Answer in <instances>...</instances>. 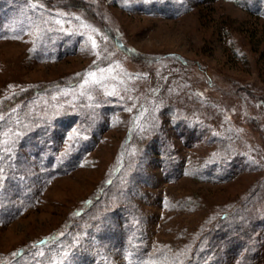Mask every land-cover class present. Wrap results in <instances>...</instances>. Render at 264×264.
Here are the masks:
<instances>
[{"label": "rangeland", "instance_id": "374dc122", "mask_svg": "<svg viewBox=\"0 0 264 264\" xmlns=\"http://www.w3.org/2000/svg\"><path fill=\"white\" fill-rule=\"evenodd\" d=\"M84 1L86 9L72 0H0V134L8 135L0 146L12 143L25 154L18 168L32 171L18 172L7 187L20 174L26 178L19 184L34 189L25 210L0 221V264H13L54 232L67 233L77 208L106 195L118 208L136 207L128 213L130 245L148 248L143 264H182L191 249L198 253L203 235L218 246L223 212L253 233L251 223L264 214V0ZM105 26L128 52L115 46ZM32 91L5 111L7 101ZM67 108L88 114L78 124L79 139L69 138V130L58 135L50 124ZM20 122L39 125L40 137L21 138L25 129L12 134ZM52 130L54 142L44 138ZM40 139L49 148L36 157L33 142ZM79 141L89 145L76 167L40 177L46 156L71 155ZM2 160L6 166L14 158ZM178 166L181 174L171 177ZM7 202L0 198L1 206ZM110 219L116 221L113 213ZM117 219L120 226L97 237L127 234ZM93 242L79 262L130 264L126 248L105 246L99 251L106 254L96 255L104 245ZM59 246L46 264L60 262ZM35 251L48 254L45 246ZM243 258L224 264H264V244L257 257Z\"/></svg>", "mask_w": 264, "mask_h": 264}, {"label": "trees", "instance_id": "16d2710c", "mask_svg": "<svg viewBox=\"0 0 264 264\" xmlns=\"http://www.w3.org/2000/svg\"><path fill=\"white\" fill-rule=\"evenodd\" d=\"M72 3L73 4L71 5H74L76 8L86 9L85 5L87 3H85L84 0H72ZM87 11L89 12V9ZM105 29L108 32L109 37L112 38V40L116 43L115 46L118 49L124 50L126 52L129 51V47L125 45L124 43H121V40L119 39V37H117L113 33L112 30H110L107 26H105ZM34 94H35L34 91H32L31 94L23 93L22 95L16 96L14 99L7 101L5 104L6 106L5 111L6 112L13 111L12 103H15L16 101L21 102V100L25 99V97L30 98ZM113 108L114 107H110V106H108V108L105 107V109L107 110L108 109L112 110ZM67 109L68 110L66 111V114L53 118L50 124L53 125V127L57 129L56 133H58V135H62L63 137H65L64 136L65 132L69 130L70 131L69 138L74 136V137H78L79 139L82 134V125L80 127L78 126V124H83L84 120L86 119V115L88 114L86 113V111L77 112V111H72L71 108H67ZM61 116H64L65 120H62ZM21 124H24V122H20L19 125L15 126L14 128H10L11 133L17 134L22 129H25L26 133L21 138L35 139L36 137H40L41 132H40L39 125H34V124L21 125ZM1 128L2 126L0 125V130ZM78 130L79 132H76ZM32 132H36L38 135ZM51 132L52 134H50V136H44V138L49 137V139L52 142H54L56 139L54 136L56 135H53L54 130H52ZM4 136L7 137L8 135L5 134ZM4 136L1 133L0 140L3 139ZM20 141H21V145H20L21 147L28 146V145L27 146L25 145L26 141L25 142H23L22 140ZM44 143L45 145L48 144L46 143V140L42 141V139L38 140L37 142H33V147L37 148V150L34 151L33 155L37 157L38 155L41 156V153H46L45 150L49 148L48 146L49 144L45 146ZM12 145L13 144L10 143L7 146V143H6V145L2 144L0 146V162L3 161L2 159H6V158L10 159V157L14 158V161H9L6 164V166H4L2 163L0 164V173L2 175L4 174L6 175V177L4 176L5 178L4 177L0 178V198L2 199L6 198L8 200V202L4 206H1L0 204V221H7L8 219L12 218L13 214L17 210L18 211L25 210L26 206L28 204H31L33 196H34L33 188L29 190L28 186L26 187V186L19 184V183H22L21 181H18L20 178H26L24 176H21L20 174L17 177V179H15L17 180V182H15L12 185L11 187L12 190H9V188L7 187L11 178L12 177L14 178V176H16L18 172H21L22 170H24L26 173L32 172L28 170L27 167H26V170L22 168H18L20 166L19 165L20 157H22L25 154L18 155L19 153L16 149H11ZM88 145H89V141H83V142L79 141L77 142L76 147H73L75 148V150L70 153L71 155L60 154L59 156L57 154H54L51 156H46L45 165L40 167L41 171H39L38 174H41L40 177L46 176L50 178L54 175L62 174L66 172L67 170L76 167L77 164L79 163V160L83 156L82 153L85 152V150L88 148ZM177 161H179L178 158H177ZM51 162L55 164L52 166L50 165ZM233 163L234 161L230 162V164H233ZM220 164H221V168L224 167V170H228L230 168V167H225L224 165H222L223 161H221ZM212 165L215 166V165H218V163H213ZM14 166H17V169L15 168L16 171L15 170L13 171ZM179 171H180V167L178 166V172L170 173L169 175L173 177L175 174L176 175L178 173L181 174L182 170L180 172ZM35 172L37 173V171ZM13 173L15 175H11ZM143 178H145V175L143 176ZM127 191L128 189L127 190L124 189L123 192L127 193ZM116 194H118V192ZM109 198H110V195H106L103 198L100 196L98 198H94L93 200L91 199L92 201L89 204V206H87V208H84V209L82 207L77 208L73 212V215H74L73 220L69 221L68 223L69 227H68L67 233L60 234L59 231L52 233L50 237L40 241V243L36 244L34 247L27 248L23 250L22 252L18 253L17 256L15 257V261H13V264H46L47 260H50L53 257V255H55L51 252L52 251L54 252L56 250V247H58L59 244H62V246H59V248H57L59 249L58 252L61 251L60 253L56 254V257H58V260L60 261L57 264H68V263L77 264L81 259H83L81 257H84L83 256L84 249H85L84 246H86V244L91 245L90 243L92 241L95 242V239H97V242L98 241L100 242V239H101V243L102 245H104V246H99L101 243L96 244L97 246H99L98 250L96 251L97 253L96 255H98V253L106 254V251H103V249L99 251L101 247H105V246H107L108 249L112 248V249H115L116 251L117 250L121 251L122 249L124 250L126 248L130 252L128 256L130 264H143L144 261L141 262L143 253L141 254V252H146V250L148 251V248L145 247L143 251H139L138 250L139 247L137 245H134V244L130 245L133 242V238H132L133 230L132 229L134 228L128 223V219H129L128 213L131 214L133 211L136 210L135 209L136 207L134 206V204H130V205L128 204V208H126V205L118 208L117 204L108 203ZM124 200H125L123 201L124 203L129 202L128 197H126V199ZM9 202H10V205H8ZM244 202L248 203V200ZM98 207H101L100 210L104 209V211H98L97 210ZM120 212H123L124 214H120ZM242 212L244 211L238 208L235 214L238 213V215L241 216ZM112 213L116 221H114V219L113 221H111L110 216ZM117 216H119L120 219L124 221L125 226L123 229H126L127 234L119 235L113 238L105 237V236L97 237V235H100V233L102 234L105 233L104 232L105 229H108V230L110 228L116 229L117 226L121 225L118 222ZM257 216L258 217H256L254 222L251 223V225L254 224L255 226H257V229L254 230L253 233H249L250 231L247 230L248 227L245 225L243 226L240 220L236 221L234 216H231V215L229 216L228 212H223L222 213V220H223L222 229L225 231L222 230V236H220V239L222 241L219 240L218 246H211L210 244L214 236H211L210 234L209 236L206 235L205 237V235H203L200 238V240L196 243L198 244L197 249L201 257L199 256L198 253L192 254L194 252V249H191L187 256L182 257V260L179 259V261H181L180 263L182 264H216V263L220 264L222 262V264H224V262L227 261L229 258H231L232 260L235 257L239 256L240 254L241 255L243 254L244 256L243 259L247 257H252V256L257 257L258 253L261 251V247L264 244V214L260 216L257 215ZM97 232L99 233L96 234ZM224 245L226 246L225 250H224ZM39 246H45L48 254L44 253L42 256H40L35 251V248ZM60 248L62 250H60ZM196 251L197 250H195V252ZM197 255L198 257H196ZM214 255H218V257ZM199 257H200L199 262L194 261V258H199ZM214 257H215V260L211 261V259ZM86 259H88L86 260V264H92V262L90 261V258H86ZM94 260H95V255H94ZM84 263L85 262L83 261L79 262V264H84Z\"/></svg>", "mask_w": 264, "mask_h": 264}, {"label": "snow or ice", "instance_id": "6c2138e0", "mask_svg": "<svg viewBox=\"0 0 264 264\" xmlns=\"http://www.w3.org/2000/svg\"><path fill=\"white\" fill-rule=\"evenodd\" d=\"M77 19H79V17H77ZM55 22L57 24H60L61 23V21H59V20H57ZM85 27H87V26H85ZM93 31H95V29H93ZM88 39L91 41V47L93 49H95L97 47V44H96L95 39L91 35H89ZM101 71H103V70H101ZM88 75L91 78V80H92L93 83H99L100 82L99 80L96 79V74L95 73H89ZM101 79H103V77H101ZM85 83H88V81H85ZM107 94L108 95H114L115 93L114 92H109Z\"/></svg>", "mask_w": 264, "mask_h": 264}]
</instances>
